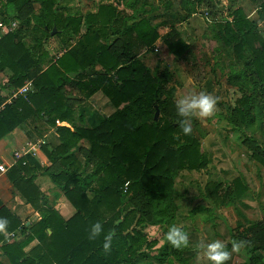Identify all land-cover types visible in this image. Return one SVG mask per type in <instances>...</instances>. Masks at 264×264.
<instances>
[{
  "label": "trees",
  "instance_id": "trees-1",
  "mask_svg": "<svg viewBox=\"0 0 264 264\" xmlns=\"http://www.w3.org/2000/svg\"><path fill=\"white\" fill-rule=\"evenodd\" d=\"M34 1L42 9L35 17L42 27L35 44L27 47L18 32L0 39V66L9 67L8 63L12 62L11 79L15 85L21 87L25 81H31L33 87L24 97L3 104L0 139L27 118L26 111L47 116V123L55 128L60 143L56 147H41L35 156L42 152L48 165L40 166L36 157L27 156L17 161V169L9 171L8 178L37 210L35 200L42 194L33 180L38 173L48 175L74 212L65 218L55 207L38 209L41 220L31 228L27 239L29 242L36 239L38 244L27 253L21 246L15 249L3 245L2 249L16 254L9 255V264H140L158 243L145 229L158 227L166 237L168 228L176 224L175 177L181 172L206 168L210 159L201 151L194 129L186 136L179 127L180 118L174 111L177 88L168 86V73L151 74L137 59L143 49H151L160 38L145 19L136 21L139 12L145 13L143 7H137L142 0L118 1L132 12L130 15L100 5L94 14L64 19L52 8V0ZM256 1H260L259 19L263 21L264 0ZM191 2L192 14L202 5L206 14L213 7L211 0ZM28 3L29 0H7L5 6L13 8L0 21L9 24L10 19H18L28 26L30 20L22 17V8H30ZM228 16V20L209 24L234 58L245 62L243 71L231 77L232 86L241 91L242 81L250 79L253 89L257 88L263 96L264 38L240 8L232 9ZM67 27H71L70 32L66 31ZM53 28L55 33L51 35ZM62 34L67 36V41H63L64 51L53 61L42 49L43 42ZM109 35L113 36L111 42H107ZM163 43L176 57L188 49L172 30L164 36ZM96 65L104 75L92 71ZM72 73L78 74L76 79L68 77ZM65 86L77 90L81 101L101 91L116 110L96 119L91 128L77 127L72 119L79 99L67 97ZM156 107L159 116L155 121ZM255 107L259 110L254 96L242 93L230 109L227 122L237 130H240L238 121L243 129L252 128ZM56 122H65L70 127L56 126ZM245 142L252 158L264 167L260 145L249 137ZM29 166L32 175L28 177ZM88 167L91 170L85 172ZM246 191L238 179L224 183L208 181L201 198L219 209L241 199ZM195 209L202 214L209 212L204 207H192L190 216ZM0 212L10 219L7 231L19 227L20 223L1 203ZM97 221L102 223L105 234L115 230L108 254L102 251L103 235L95 241L88 239L89 229ZM230 238L251 242L246 248L250 257L237 264H264L259 255L264 253V220L247 227L237 225L230 231ZM183 250L173 248L165 239L158 249L157 261L164 263L171 256L179 260Z\"/></svg>",
  "mask_w": 264,
  "mask_h": 264
},
{
  "label": "rangeland",
  "instance_id": "rangeland-1",
  "mask_svg": "<svg viewBox=\"0 0 264 264\" xmlns=\"http://www.w3.org/2000/svg\"><path fill=\"white\" fill-rule=\"evenodd\" d=\"M6 1L7 0H0V20L2 17H7L8 11H11L13 8L11 6L12 4L10 5L11 8L6 7ZM52 1V8L55 9L56 14L62 16V19L73 16L84 17V15L87 14H94L100 5L123 10L127 12L128 15L132 13L127 10V8H124L123 5L118 2L119 0ZM253 1L255 0H250V3L246 4L243 8L239 4L246 2L245 0H241V2L240 0H211L213 7L208 9L209 14L205 13L203 9L204 5L200 6V9H197L198 11L192 14L191 6H189V4L192 3L191 0H142L137 7H143L145 13L139 12L140 14H138V18L136 19V21L145 19L160 36L152 47H157L158 52H154L152 48H145L139 53L137 59L143 66L150 70L151 74H161L164 71L168 73L166 77L168 86L177 88L174 95V103L177 98L186 95L192 90L197 92L207 91L219 98V103L217 105L218 110L214 117L210 119H193V129L196 138L200 142L201 151L210 161L206 168L200 171L190 173L181 172L175 177L174 186L177 199H186L187 195H189V197L194 195L191 197L190 204L185 201L178 202V210L182 207L190 209L192 207L210 206L207 202L203 204V199L201 198L203 197L204 186L208 181L214 182V180H216L215 182L224 183L238 179L247 188L245 194L242 195L241 199L234 201L233 204H230L226 208L221 207L219 209L216 208V210L225 208L226 210L223 211V214H225L227 220L232 222L236 220V222H240L239 224L241 225L243 222L241 220L242 217L239 218L240 215L245 217L249 215L253 221L250 222L245 219L247 223L243 224V227L264 220V167L252 158V152L245 142L248 137L254 139L260 145L264 153V95L260 96L258 89H253L250 79L249 81H242L240 84L242 87L241 91L238 90L239 88L232 86L231 77L234 73L243 71L245 62L237 61L232 52L223 46L213 29V25L209 24V22L228 20V13H230L232 9L240 8L244 11L246 16H250L252 11L255 10L256 14H254L253 17L251 16L250 19L257 25L258 31L264 38V20L261 21L259 19L260 10L258 7L260 4L255 1L256 4ZM143 3H145V5H143ZM28 4L30 6L29 9L27 6L22 8V17H28L30 20L28 26L18 19H10V23L7 24L10 25L15 23L16 26L10 33L18 32L19 35L21 34L23 42L27 47L35 44V38L39 39L38 36L42 28L35 19L42 11L40 3L29 0ZM70 28L71 27H67L66 31L70 32ZM171 30L173 33H177L178 39L184 41L185 44L188 45L187 52L180 57H176L169 53L167 47L163 43L164 36ZM107 33H109L108 30ZM112 40L113 36L109 35L107 42H111ZM63 41H67L66 34H62L59 37L52 36L43 42L42 49L46 51L54 61L55 58L64 51ZM92 71L97 74H105L100 67L93 68ZM77 75L76 73H72L69 74L68 77L70 79H76ZM29 91H33L32 86ZM64 91H66L65 95L67 97L79 99L73 110L74 114L72 121L74 125L77 127L91 128L94 122L92 121V115L90 116L85 113V110L88 112L91 110H89L88 107L85 108V106H83V108L81 107V95L77 90L71 88V86H65ZM241 92L254 96L259 110L256 107L253 109L254 124L252 128L243 129V126L238 121L237 126L240 127V130H237L227 122V119L231 113L229 112L230 109L234 107L236 100L241 97ZM108 103L115 111L116 109L110 104L109 100ZM114 111L112 113H114ZM174 111L176 112L175 104ZM99 113L102 114L100 111ZM111 114L109 113L107 116ZM80 117L83 121H81ZM40 123L44 124L45 131L50 129L53 133L56 131L55 128L51 127L48 123L45 125L42 117H40ZM56 126L62 125H58L56 122ZM42 140V147L45 145L51 146V144L47 143L45 138ZM83 145L87 144L83 142ZM262 156L264 157V154H262ZM89 170H91L90 167L85 168L84 171L89 172ZM177 216L179 218H184L182 215L178 214V211L176 213V217ZM181 222L182 220L176 223L180 225ZM153 228L154 227H147L145 231L149 233L150 237L157 238L160 243L162 240L165 241L166 237L162 235L160 228L157 227L155 230H153ZM235 229H233V231ZM210 235L211 234H209V236ZM228 236L230 237V232ZM194 237L197 242L204 241L200 235L195 234ZM229 241H232V239L230 238ZM157 257L158 254L149 252L146 254V257L141 260L140 264H158L156 261Z\"/></svg>",
  "mask_w": 264,
  "mask_h": 264
},
{
  "label": "crops",
  "instance_id": "crops-1",
  "mask_svg": "<svg viewBox=\"0 0 264 264\" xmlns=\"http://www.w3.org/2000/svg\"><path fill=\"white\" fill-rule=\"evenodd\" d=\"M245 1L246 2L239 4L243 8L246 4L250 3V0ZM255 1L253 2L260 3V1ZM254 14H256L255 10L252 11L250 16L248 15L247 18L250 19ZM250 21L253 20L250 19ZM8 65L9 67L6 68L0 66V101H2L0 109L3 107V104H10L13 100H16L17 97H24V95L29 92L31 88L30 87L25 94L20 93L23 86L27 82L31 83V81H25L21 87H17L15 85V82H13L11 79L14 74L10 67L14 66H12V62L11 64L8 63ZM96 67L100 66L96 65L94 68ZM102 95L103 94L99 91L88 100H82L81 102L82 108L83 106H85V108L88 107V109L92 111L88 112L85 109L81 108L82 110H85V113H87L88 115H92V121H95L97 118L99 119L102 116H107L109 113L111 114L114 111L113 108L109 105L108 99L104 95ZM99 111L102 112V114H100ZM26 112L27 118L22 121L16 128L8 132L5 136H3V138L0 139V203L8 211L10 216H12L16 221L20 223L19 227H17L15 230L0 234V264H9V255L16 256V254L14 252L12 253V251L10 250H3V245H7L15 249H17V246H21L23 247V252L27 253L38 244L36 239L30 242L27 241V239L30 237L31 228L41 220V213L38 209L43 210L47 206H52L55 207V209L59 210L65 218L70 217L74 212L70 205L65 202L63 198H61L62 194L55 188V185L52 183L48 175L38 173L33 180V185L38 189L40 194H42L40 199L35 200L38 206L37 210L26 202L25 198L20 194L18 190L15 189L13 183L8 178V172L13 168L17 169V161L14 158V153L16 151L21 148H26L28 143L34 144L38 141H41L43 145V138H45V140H47V143L51 144L52 147H56L60 143L56 132L53 133L51 129L45 131V126H43V123H40V117L38 115H32L31 113H28V111ZM18 113H22V110H18ZM42 120L45 122V125H47V116L43 115ZM81 121H83L82 118ZM58 125L70 127V125L65 122H58ZM84 146L87 147V145ZM36 159L40 166L48 165L46 157L42 152L38 153ZM20 172V175L24 179H27V176L29 177L32 175V166H29L27 176L23 171ZM13 177H15L14 174ZM193 196L194 195H191V197ZM191 197L187 195L186 199L176 198V204L181 201H185L190 204V200L192 199ZM205 202L210 205L204 207L209 209V212H205V214H202L200 211L195 209L194 214L190 216L189 212L192 208H179L180 210H178V214L182 215L184 218H179L177 216L176 222L180 220H182V222L180 223V225L178 223H176L175 225L178 227L180 226L182 229H184L185 232L188 233L190 247L185 248L182 251L180 257L178 258L179 260L171 256L166 260V262L161 264H207V261L203 258L202 252L198 256L197 251L194 248V246L198 243L194 237L195 234L200 235L205 242H209L213 239L222 240L229 246L230 249L231 241H229V232L235 229L240 222L238 223V221L236 222V220L234 222L227 220V217L225 216V214H223V211L226 210V207L221 210H216V208L211 206L210 202H208L207 200H203L202 203L204 204ZM0 217H6L8 220H10L9 217L3 212H0ZM234 218L236 219L235 215ZM239 218H241L243 222L242 225L247 223L245 219L250 222L253 221L251 220V217H249V215H246V217L240 215ZM148 227H154L153 230L157 228L155 226ZM209 234L211 235L209 236ZM163 243L164 240H162L161 243L160 241H158L156 246L153 248V251L151 252L158 254V249L163 245ZM148 253L149 252H147L146 254ZM259 255L264 263V253H260ZM249 257L250 254L245 249L242 250L240 254L233 253L232 259L228 262V264H237L239 262L245 261ZM157 263L160 264L158 261Z\"/></svg>",
  "mask_w": 264,
  "mask_h": 264
},
{
  "label": "clouds",
  "instance_id": "clouds-1",
  "mask_svg": "<svg viewBox=\"0 0 264 264\" xmlns=\"http://www.w3.org/2000/svg\"><path fill=\"white\" fill-rule=\"evenodd\" d=\"M219 98L207 91L192 90L186 95L176 99L175 109L178 117L179 127L184 135H191L193 130V119H210L215 116L218 108ZM10 221L6 217H0V234L6 233ZM103 235L102 251L108 254L112 250V242L116 236L115 230H109L106 234L101 222L97 221L89 229L88 239L95 241ZM167 242L177 250L190 247L188 233L181 227L172 225L166 232ZM250 241L245 239H234L229 246L222 240L213 239L209 242L200 241L194 248L198 256L201 254L207 264H228L233 253L240 254L250 246Z\"/></svg>",
  "mask_w": 264,
  "mask_h": 264
},
{
  "label": "built area",
  "instance_id": "built-area-1",
  "mask_svg": "<svg viewBox=\"0 0 264 264\" xmlns=\"http://www.w3.org/2000/svg\"><path fill=\"white\" fill-rule=\"evenodd\" d=\"M15 26H16L15 23H12V24H10V25H7V24H5L4 22L0 21V39H1L4 35H6V34L12 32ZM153 51H154V52H158L157 47H155ZM30 87H31V83H30V82H27V83L23 86V88L21 89L20 93L25 94V93L29 90ZM57 123H58V122H57ZM41 147H42V142H41V141H40V142L38 141V142H36V143H34V144L28 143V145H27L26 148H21V149H19L18 151H16V152L14 153V158H15L16 161H19V160H21V159H23L24 157L29 156V155H31V156H35L36 153H37V151H38ZM2 171H3V170H2Z\"/></svg>",
  "mask_w": 264,
  "mask_h": 264
},
{
  "label": "water",
  "instance_id": "water-1",
  "mask_svg": "<svg viewBox=\"0 0 264 264\" xmlns=\"http://www.w3.org/2000/svg\"><path fill=\"white\" fill-rule=\"evenodd\" d=\"M55 33V28H53L52 32H51V35H53ZM155 113H154V120L156 121L158 119V116H159V111L157 109V107L155 108Z\"/></svg>",
  "mask_w": 264,
  "mask_h": 264
}]
</instances>
